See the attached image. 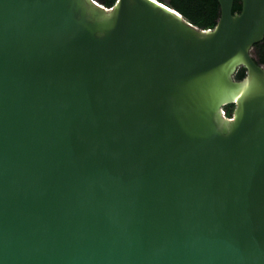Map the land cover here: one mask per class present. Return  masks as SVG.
<instances>
[{"label":"water","instance_id":"95a60500","mask_svg":"<svg viewBox=\"0 0 264 264\" xmlns=\"http://www.w3.org/2000/svg\"><path fill=\"white\" fill-rule=\"evenodd\" d=\"M216 1L0 0V264H264V0Z\"/></svg>","mask_w":264,"mask_h":264},{"label":"trees","instance_id":"16d2710c","mask_svg":"<svg viewBox=\"0 0 264 264\" xmlns=\"http://www.w3.org/2000/svg\"><path fill=\"white\" fill-rule=\"evenodd\" d=\"M104 8H111L117 0H95ZM164 1V0H157ZM169 6L178 12L190 24L201 30H212L219 19L220 11L216 0H166ZM241 5L238 1L233 2L232 13H240ZM252 55L256 64L264 66V38L262 42L253 46ZM245 77V70L239 68L234 75L235 81ZM225 116L231 117L233 106L223 108Z\"/></svg>","mask_w":264,"mask_h":264},{"label":"rangeland","instance_id":"374dc122","mask_svg":"<svg viewBox=\"0 0 264 264\" xmlns=\"http://www.w3.org/2000/svg\"><path fill=\"white\" fill-rule=\"evenodd\" d=\"M164 2H167L166 0H164ZM254 55L253 53V49H251V56Z\"/></svg>","mask_w":264,"mask_h":264},{"label":"built area","instance_id":"2783aa9c","mask_svg":"<svg viewBox=\"0 0 264 264\" xmlns=\"http://www.w3.org/2000/svg\"><path fill=\"white\" fill-rule=\"evenodd\" d=\"M222 114H223V116H225V112H224V111H223V113H222ZM225 117H227V116H225Z\"/></svg>","mask_w":264,"mask_h":264}]
</instances>
